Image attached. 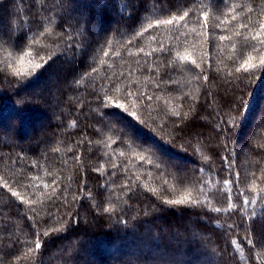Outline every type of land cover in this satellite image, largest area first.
Here are the masks:
<instances>
[{"label": "trees", "instance_id": "obj_1", "mask_svg": "<svg viewBox=\"0 0 264 264\" xmlns=\"http://www.w3.org/2000/svg\"><path fill=\"white\" fill-rule=\"evenodd\" d=\"M205 263L264 264V0H0V264Z\"/></svg>", "mask_w": 264, "mask_h": 264}, {"label": "snow or ice", "instance_id": "obj_2", "mask_svg": "<svg viewBox=\"0 0 264 264\" xmlns=\"http://www.w3.org/2000/svg\"><path fill=\"white\" fill-rule=\"evenodd\" d=\"M168 23H171V21H168ZM37 67H39V65H37ZM234 103H239L242 106L243 100L234 101ZM117 107H123V105H117ZM14 195H16V194L14 193ZM184 202H185L184 200L170 201V203H174V204H182ZM37 247H40V245H37Z\"/></svg>", "mask_w": 264, "mask_h": 264}, {"label": "rangeland", "instance_id": "obj_3", "mask_svg": "<svg viewBox=\"0 0 264 264\" xmlns=\"http://www.w3.org/2000/svg\"><path fill=\"white\" fill-rule=\"evenodd\" d=\"M41 82H39V84H40ZM39 86V85H38ZM43 124H46V122H45V118L44 119H41V121L37 124V126H36V128H35V130H38L40 127H41V125H43ZM34 130V131H35ZM30 135H32V133L30 134ZM206 264V263H205Z\"/></svg>", "mask_w": 264, "mask_h": 264}]
</instances>
